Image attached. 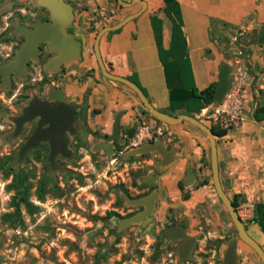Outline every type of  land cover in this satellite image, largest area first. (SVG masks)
Returning <instances> with one entry per match:
<instances>
[{
  "label": "crops",
  "instance_id": "0c3cea01",
  "mask_svg": "<svg viewBox=\"0 0 264 264\" xmlns=\"http://www.w3.org/2000/svg\"><path fill=\"white\" fill-rule=\"evenodd\" d=\"M143 1L144 6L140 2L122 6L117 0H28V4L48 13L44 21L54 23L72 40L69 49L75 55L49 69L56 71L57 84L66 97L76 102L77 110L85 105L83 114L92 130L98 128L102 134H110L120 112L119 135L126 129L136 132L141 124L162 128L163 134L150 141L162 142L172 151L160 179L176 197L173 188L181 179L192 185L197 175L211 170L205 133L185 120L172 126L157 124L130 88L103 76L93 50L96 32L140 11L120 28L101 36L99 49L106 68L137 83L154 107L172 115L188 113L200 118L206 110H224L225 103H215L214 99L199 112H190L186 106L174 109L179 97L173 96L172 106L156 40L158 30L161 47H170L171 22L164 12V0ZM176 1L186 40V60L198 90L211 83H216V88L221 69L228 66V94L238 66L235 63L241 60V51L246 52L243 70L248 111L239 113L226 134L216 135L218 168L222 187L231 200L237 196L238 202L264 204V119L255 118V112L261 113L259 109L264 106V0ZM52 50L58 54L57 49ZM184 65L180 62V67ZM202 118L209 126L217 125L215 119ZM150 152L159 155L156 150ZM259 214L261 220L253 211L246 224L250 235L264 249V208L259 209ZM242 251L245 263L261 264L245 248Z\"/></svg>",
  "mask_w": 264,
  "mask_h": 264
},
{
  "label": "rangeland",
  "instance_id": "374dc122",
  "mask_svg": "<svg viewBox=\"0 0 264 264\" xmlns=\"http://www.w3.org/2000/svg\"><path fill=\"white\" fill-rule=\"evenodd\" d=\"M29 9L28 0H0V64L13 58L21 44V36L15 35L13 29L16 23L31 20L33 16L31 14L29 18ZM245 53L242 50L241 60L235 63L242 69ZM29 61L28 72L21 76L10 75L5 85L0 73V264H176L174 258L169 261L173 247L165 237L168 230L162 228L160 218L164 213L206 209L223 212L226 221L231 222L215 192L211 170L197 175L192 185L181 179L173 188L177 192L173 197L160 179L165 171L160 156L139 150L154 137L134 145L136 132L126 141L117 140L116 145L106 142L111 145L110 153L99 146L104 141L81 134L75 152L65 157L54 170L50 168L47 154L39 150L30 151L15 167L18 150L32 123H27L18 135L12 136L13 118L20 114L31 97L41 96L42 90L60 87L52 81L54 72L43 66L45 60ZM244 89L237 94L241 100L246 98ZM223 102L231 104L227 93L215 100V103ZM240 107L241 111H248L243 102ZM205 112V119L213 120L212 109ZM221 116L225 118L227 114ZM202 117L199 119L205 123ZM157 124L160 121L157 120ZM150 128L151 132L157 129L156 126ZM173 142L174 139L168 145ZM9 166L22 172L19 177L25 173L33 184L29 200L36 207L31 214L22 204L20 213H14L15 189L9 185L13 181ZM39 179L46 180L48 187L42 200L35 194ZM154 191L157 198L148 216L122 225L123 220L144 209L143 205L131 204L130 200ZM193 224L190 222L189 232L195 234ZM247 229L250 231L249 225ZM212 230L217 231L215 225L211 226ZM212 242L205 237L199 238L190 264H206L211 260ZM237 242L239 255L244 256L242 248H245L262 264L253 249L241 240Z\"/></svg>",
  "mask_w": 264,
  "mask_h": 264
},
{
  "label": "water",
  "instance_id": "95a60500",
  "mask_svg": "<svg viewBox=\"0 0 264 264\" xmlns=\"http://www.w3.org/2000/svg\"><path fill=\"white\" fill-rule=\"evenodd\" d=\"M122 6H130L134 2H140L143 6L145 2L143 0H131L125 2L123 0H117ZM138 12L127 15L122 20L115 24L104 25L102 26L95 35L93 42L94 55L96 57L100 72L103 76L122 82L128 88H130L135 95L140 100L141 104L145 109L148 110L150 115L156 120L167 124V125H176L182 121H188L192 125L196 126L202 132L205 133L209 142V153H210V167H211V176L212 182L215 189V192L226 208L232 223L234 224L239 239L247 244L256 255L259 257L262 264H264V249L262 246L247 232L244 226V222L238 215L236 208L234 207L232 200L224 191L218 168V159H217V144H216V135L213 133L210 126L204 123L202 120L188 113H180L178 115H172L161 111L153 106L150 102L144 91L141 87L134 81L114 74L110 72L102 59L100 49H99V40L101 36L111 30H115L124 25L128 20L136 16ZM13 32L17 36H23L21 44L17 48L15 55L9 61L0 64V73L3 77V84L5 85L9 81V77L12 72H15L17 76H21L26 71V64L30 59H36L37 52L39 50L38 43L40 41L48 42V49H57L58 54L50 58L46 64L47 68H56L61 62L69 60L75 54L70 51V46H72V40L67 38L64 34L60 33L54 23L49 21L35 20L30 23V25H24L22 23H16L13 29ZM228 66H224L219 74L218 85L215 88V100H220L230 85V76H229ZM61 92L58 90V94L55 95L59 97ZM121 112L117 114L114 122L112 124V132L110 134H101L99 132L92 131L91 133L94 136L99 138H104L106 141L113 139L121 140L119 136V123H120ZM38 117L37 126L34 131L28 136L25 142L20 146L16 160L14 162L15 167L26 157V155L35 147L39 145L41 141H48L50 145V150L47 155V159L50 165V168L54 170L58 168V165L55 162L57 152H61L64 157H70V153L66 152V131L74 132L75 130V120H76V110L73 104L59 100L55 103H48L45 100H40L38 97L33 96L29 104L23 108L22 113L13 118L15 128L12 132V136L18 135L22 129L23 125L32 120L33 118ZM46 125V126H44ZM135 131V130H134ZM83 135L86 134L85 130L81 132ZM134 133V132H133ZM129 134L130 137L133 136ZM99 146H102L106 153H110L112 148L111 145L107 143H100ZM140 152L156 150L158 154L162 157L161 164H166L169 162L172 157V151L168 150L162 142L149 141L139 148ZM157 198V193L151 192L142 197L130 200L131 204L143 205L144 209L140 212L126 218L121 222L122 225H128L133 222H137L143 218H146L148 214L154 209L155 199ZM180 228H173L167 231L166 235L170 238H174L173 234H178L183 236V233L180 231ZM192 245V239L188 238L179 246L178 254L180 259L187 258L190 256V248ZM236 260V240L228 246L224 254V263L225 264H235Z\"/></svg>",
  "mask_w": 264,
  "mask_h": 264
},
{
  "label": "flooded vegetation",
  "instance_id": "af4514ba",
  "mask_svg": "<svg viewBox=\"0 0 264 264\" xmlns=\"http://www.w3.org/2000/svg\"><path fill=\"white\" fill-rule=\"evenodd\" d=\"M30 6V5H29ZM32 14V18L31 15ZM29 18H31V20L35 21V20H48V13H46L44 10H40L38 8L32 7L30 6L29 9ZM31 20H29L26 23H22L24 25H30V23L32 22ZM24 39L23 36L20 37V41H22ZM39 46V50L37 52V57L35 60H45L44 63V67L46 66L47 62L53 55H54V50H50L48 49V42L46 41H40L38 43ZM31 64V61L28 60L27 64H26V72H28L29 66ZM52 72H54V76L51 74L52 81H55L57 79V73L54 70H51ZM11 76H16L15 72L11 73ZM42 78H40L41 80ZM57 82V81H56ZM58 90L61 92L59 97H56L55 95L58 94ZM41 95V94H40ZM38 97L40 100H45L48 103L52 104L55 103L59 100L71 103L74 105L75 110H76V120H75V130L74 132H69L66 131V144H65V150L66 152L70 153V156H72V154L75 152L76 149V143H77V138H81V129H84L86 131L87 136H93V138H98L100 141H104L106 142H112L113 144H117V140L118 139H113L110 141H106L104 138H99L97 136H94L91 132H99L101 133L100 129L96 128V129H91V127L89 126V124L87 123V118L86 116L83 114L85 109V105L82 104L81 108H79V110H77V104L75 101H71L70 97H66L64 95L63 90H61V88L59 87H53L50 88L47 91H43L42 90V95L41 96H36ZM33 97H31L28 102L26 103V105L24 107H26L29 102L31 101ZM23 107V108H24ZM23 110V109H22ZM22 113V111L20 112ZM38 117L33 118L32 120L26 122L23 125V129L24 126L31 122L32 124L30 125V127L27 129L26 134L24 136L23 142L22 144L25 142V140L28 138V136H30V134L34 131V129L37 126V122H38ZM46 126V125H44ZM134 132V130H130V129H126V130H122L121 134L119 135L121 137L122 141H126L129 136V134H132ZM102 134V133H101ZM105 134H109V133H105ZM21 144V145H22ZM33 150H39L45 154L48 155L49 150H50V145L48 141H41L39 143V145L37 147H35ZM65 159V157L62 155L61 152H57L56 158H55V162L58 166L61 165V163L63 162V160ZM226 216H222L220 215L218 212H214V211H209L204 209L201 212H187V211H172V212H166L164 213V215L160 218L162 220V228H165L167 230L169 229H173V228H180L181 232L183 233V236H179L178 234H173L174 238H170L167 237V241L170 242V247H173V253H169V261H173L176 260V264L177 263H182L183 264H190L191 263V259L193 256V252L195 251V249L197 248L198 245V240L201 237H205L206 240L211 239L212 242V248H210V251H212V254H210L211 256V260H208L206 264H225L224 263V254L225 251L227 250L228 246L232 243V241L236 240V260H235V264H247L245 263V256H241L239 255L237 249H238V232L234 226V224L232 223V221L229 223L226 221ZM244 222V226L245 229L248 232L247 229V224L246 221L241 219ZM190 222H193V227L192 229L195 230V234H192L191 232H189V224ZM215 225L216 227V232L214 230L211 231V226ZM235 229V231H234ZM249 233V232H248ZM250 234V233H249ZM208 235V236H207ZM191 238L192 239V245L190 248V256L187 258H182L180 259L179 254H178V248L179 246L185 241V239ZM200 251L205 252L203 249H200ZM206 253V252H205Z\"/></svg>",
  "mask_w": 264,
  "mask_h": 264
},
{
  "label": "trees",
  "instance_id": "16d2710c",
  "mask_svg": "<svg viewBox=\"0 0 264 264\" xmlns=\"http://www.w3.org/2000/svg\"><path fill=\"white\" fill-rule=\"evenodd\" d=\"M164 12L171 22V37L170 47L163 49L161 47L160 34L157 30V46L160 52V58L164 66V75L167 85L170 87V102L173 106V96H178L179 100L174 104L175 108L186 106L190 112H199L206 105L214 101L216 83H211L207 87L198 90L193 85V77L190 69L189 62L186 60V40L182 31V17L180 12L179 3L176 0H164ZM184 62L185 67H180ZM189 103L192 107L189 108ZM262 112H255L257 120L264 119V106L260 108ZM231 127H219L211 125L213 133L217 136H222L227 133V129ZM5 164H8L5 161ZM9 170L13 171V181L9 185L15 189L14 199V213H20V205L22 204L28 213H33L35 205L29 200L30 189L33 184L28 181V177L23 173L20 177L19 174L12 166ZM9 173V171L7 172ZM48 191L46 180L39 179L36 184L35 194L38 199L42 200L45 193ZM187 197V196H186ZM184 197V198H186ZM232 203L237 207V196H234ZM264 208V204H256L254 211L259 215V209ZM10 216L12 214H9Z\"/></svg>",
  "mask_w": 264,
  "mask_h": 264
},
{
  "label": "built area",
  "instance_id": "2783aa9c",
  "mask_svg": "<svg viewBox=\"0 0 264 264\" xmlns=\"http://www.w3.org/2000/svg\"><path fill=\"white\" fill-rule=\"evenodd\" d=\"M233 75V85H232V92H228L227 95L231 97V104H228L225 102L224 110H215L211 113V117L215 119L217 126L219 127H228L234 123L236 118L238 117L239 113H241V107L240 105L243 102V105H245V99L241 100L238 98L237 94L238 92L244 88L245 86V79L246 75L244 70L237 66L234 70ZM226 113L227 116L225 118H222V114ZM205 117H207L206 113H204ZM221 118H220V117ZM209 117V115H208ZM224 117V116H223ZM219 121V122H218ZM163 134V130L160 127H157L153 132H151V128L148 125L141 124L138 126L135 135L133 136V144L137 145L143 140L154 137V136H160ZM254 204L253 203H244V202H238L236 210L238 212V215L243 220H251L252 213L254 211Z\"/></svg>",
  "mask_w": 264,
  "mask_h": 264
}]
</instances>
